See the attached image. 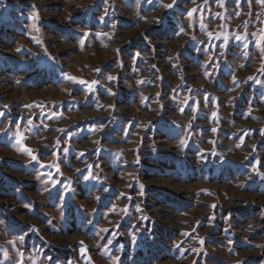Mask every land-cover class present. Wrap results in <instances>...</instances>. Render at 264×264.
Listing matches in <instances>:
<instances>
[{
  "label": "rangeland",
  "instance_id": "374dc122",
  "mask_svg": "<svg viewBox=\"0 0 264 264\" xmlns=\"http://www.w3.org/2000/svg\"><path fill=\"white\" fill-rule=\"evenodd\" d=\"M0 264H264V3L0 0Z\"/></svg>",
  "mask_w": 264,
  "mask_h": 264
},
{
  "label": "snow or ice",
  "instance_id": "6c2138e0",
  "mask_svg": "<svg viewBox=\"0 0 264 264\" xmlns=\"http://www.w3.org/2000/svg\"><path fill=\"white\" fill-rule=\"evenodd\" d=\"M261 3H264V0H261ZM172 5H168V7H171ZM70 79H74V78H71L70 77ZM80 83H85L84 81H80ZM93 83H95V82H93ZM35 158V157H34Z\"/></svg>",
  "mask_w": 264,
  "mask_h": 264
}]
</instances>
